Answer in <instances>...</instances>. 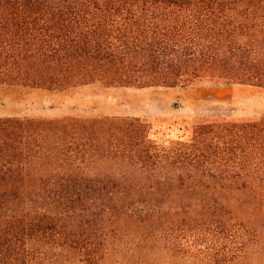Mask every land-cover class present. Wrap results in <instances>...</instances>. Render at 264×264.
Wrapping results in <instances>:
<instances>
[{
    "label": "trees",
    "instance_id": "1",
    "mask_svg": "<svg viewBox=\"0 0 264 264\" xmlns=\"http://www.w3.org/2000/svg\"><path fill=\"white\" fill-rule=\"evenodd\" d=\"M94 82L264 90V0H0V84ZM188 242L264 264V114L168 146L131 117L0 118V264H183Z\"/></svg>",
    "mask_w": 264,
    "mask_h": 264
},
{
    "label": "rangeland",
    "instance_id": "2",
    "mask_svg": "<svg viewBox=\"0 0 264 264\" xmlns=\"http://www.w3.org/2000/svg\"><path fill=\"white\" fill-rule=\"evenodd\" d=\"M263 114L264 90L247 85L197 82L174 88H133L94 82L51 91L0 84V118L60 121L131 117L146 124L149 138L161 146L186 140L195 124L254 122ZM127 241L123 239L116 244L121 253H127L130 245ZM188 248L193 255H183L180 259L183 264L197 263L194 253L206 251L210 246L208 242L199 246L188 242L181 250L186 252ZM120 255L109 252L106 264H117L114 261ZM249 259L233 264H254V258Z\"/></svg>",
    "mask_w": 264,
    "mask_h": 264
}]
</instances>
